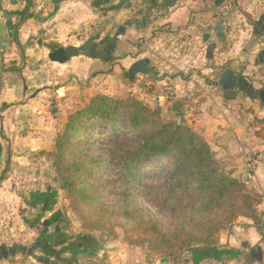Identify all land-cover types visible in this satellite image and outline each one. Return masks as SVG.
<instances>
[{
  "label": "crops",
  "instance_id": "obj_1",
  "mask_svg": "<svg viewBox=\"0 0 264 264\" xmlns=\"http://www.w3.org/2000/svg\"><path fill=\"white\" fill-rule=\"evenodd\" d=\"M148 4L147 0H0V264L14 257L21 258L20 264H264V163L251 178L261 195L259 225L239 221L213 244L153 260L119 241L88 234L71 239L59 215L52 207L45 208L47 194L39 182L32 186L28 182L30 177L40 178L32 173L36 164L31 161L53 152L69 116L97 94L121 98L133 90L152 108L169 111L172 102L165 100L173 91L174 103L182 108L175 118L210 144L221 170L235 179L245 174L241 149L264 150V73L259 71L264 65V15L248 20L252 35L247 29L236 37L222 26L219 33L217 22L204 43V31L210 26L199 33L201 18L214 19L208 2L166 0L162 7L173 12L164 18H155L156 10L147 9ZM99 15L111 22L108 34L71 44L81 27ZM193 19L196 23L188 28ZM163 26L172 35L194 36L200 45L192 55L190 47L179 49L175 38V52L183 51L188 60L182 67L174 61L169 66L177 71L165 75L153 66L163 63L159 55H129L138 43L155 41L152 36L166 31ZM113 56L122 57L111 63ZM139 61H145L144 71L138 67L131 79L129 71ZM109 64L114 65L110 70L115 76L102 74ZM124 73L129 86L120 78ZM147 76L154 77V83L146 82L153 84L150 92L139 84ZM68 77L71 83L66 86ZM77 83L83 84V91H73Z\"/></svg>",
  "mask_w": 264,
  "mask_h": 264
},
{
  "label": "trees",
  "instance_id": "obj_2",
  "mask_svg": "<svg viewBox=\"0 0 264 264\" xmlns=\"http://www.w3.org/2000/svg\"><path fill=\"white\" fill-rule=\"evenodd\" d=\"M146 86L149 92L153 89L151 83ZM105 127L112 136L96 142L95 130ZM56 149V170L74 207L87 212L92 229L100 230L120 216L144 232L151 248L175 256L187 245L193 249L214 243L225 222L256 219L245 184L220 172L210 144L192 126L163 118L161 111L143 100L93 97L69 116ZM91 151L93 157L88 154ZM149 166H157L154 172L162 180L158 192L163 202L171 207L172 202L185 204L187 220L176 231L164 230L135 202L134 189L143 188L142 178L148 175L142 168ZM104 174L117 179L108 193L117 202L103 203L104 198L94 191L93 183ZM220 211L225 218L221 219Z\"/></svg>",
  "mask_w": 264,
  "mask_h": 264
},
{
  "label": "rangeland",
  "instance_id": "obj_3",
  "mask_svg": "<svg viewBox=\"0 0 264 264\" xmlns=\"http://www.w3.org/2000/svg\"><path fill=\"white\" fill-rule=\"evenodd\" d=\"M94 1H99V0H94ZM157 1L158 0H156V4H153L151 0H147L149 4L145 6L149 10L150 9L156 10L155 16H154L155 18L157 17L164 18L166 15H169L171 12H173L172 8L168 9L169 7H162V5L163 6L167 5L165 4L166 0H161V3L159 1L157 3ZM212 1L213 0H196V2H200V3L203 2L205 5L208 2L211 7L210 8L211 15L213 14L212 16L214 18L212 21H209L211 17L208 18V21L201 18L203 21L202 23L199 24L200 26L199 31H198L199 33L202 32L205 26H210V27L212 26L214 29L216 23L219 22L221 19H223L224 23L222 25V28L227 29L228 33H231V34L233 33L235 34L234 36L238 37L240 34H242V32H245L248 29L249 35H252L253 32L250 27L251 26L250 22L251 21L254 22L256 18L264 15V0H225V2L219 7H215ZM179 6H180V3H179ZM102 16L103 15H99L96 18L92 17L91 20L88 22V24L82 26L81 27L82 29L79 31V33L76 36V41L71 44L78 45V44L89 41L91 38L98 39L99 37L101 38L104 35H107L108 34L107 29L109 28V24H111V22L107 19H104ZM249 19L251 20L250 22L248 21ZM196 21L197 19H193L189 21L187 24L188 28L194 25ZM166 27L167 26H163V30H166L167 29ZM213 34L216 35L215 30H213ZM152 37L153 39H156V40L154 41L151 38L152 42H150V44L138 43L137 47L139 48H137V50L135 51H132V53L129 55L137 57L143 53L144 56H146L147 58L153 57L152 56L153 53L159 55V59L163 60L162 61L163 63L161 64L158 62L156 64L153 63V66H154V69L158 70L163 75L166 74V71L172 70L174 71L173 73L177 71V69H174L172 65L169 66L174 61H176L178 67L184 66L188 58L185 59L182 53L184 50L189 51V48L187 47H190V51L192 52L191 53L192 55H194L193 51L195 50V47L200 48L199 40H196L194 36H191L190 34H183V33L181 35L180 34L172 35L170 28H168V30L158 35L154 33ZM186 37H188V39ZM175 38L178 39L177 42H178L179 49L182 48L183 51L179 50L178 52H175L174 48L177 47V45H175L176 44ZM261 42L264 47V36L262 37ZM56 48L58 47L57 46L54 47V49ZM133 53H136V54H133ZM175 54L177 55V57L174 56ZM115 55H117V52L115 53ZM180 55L182 56L180 57ZM120 57L113 56L111 63H114V61H117V62L120 61L121 59ZM113 66L114 65L111 66L110 64L105 65L104 67L107 70L103 71L102 74H105V75L111 74L112 76H115V73H113L112 69L110 70V68ZM227 66H229V63L225 65L223 69H225ZM259 71L261 73H264V65ZM221 72H222L221 70H218V76H217L218 79H220ZM120 76H121L120 78L122 79V81H124L126 86H129L130 81L128 79L127 73H124ZM152 78L154 77L147 76L146 77L147 80H144L142 83L139 82L140 86L143 89L145 88L144 91H146V87H147L146 82L154 83V80ZM69 79L70 77L66 78L63 84L66 86H69V83H71ZM101 83L102 82H100V84ZM76 85L78 88H76V90H73V91H80V92L83 91L82 90L83 84L82 86L80 83H77ZM262 87H264V85H262ZM130 88H132V86ZM70 92L73 95L74 92L69 90V94ZM125 94L126 95H123V97L121 98H116L112 96H109V97H112L117 100H124L129 97H134V98L142 100L141 95L139 93L135 94L133 90H131L130 92H126ZM97 95H103V94H97ZM63 98H65V96H63ZM165 101L166 103H169V102H172V103H171L169 111H161L163 118L170 120V121L184 122L180 119L178 120L177 118H175V113L182 111V108L177 107L176 104L174 103L175 96L172 99H166ZM172 110L174 112H172ZM64 130L65 128L63 129V132ZM94 135L97 137V140H96L97 142L103 138L112 136V133L109 127H105V128H100V129L95 130ZM56 143H57V139L55 141L53 152L46 153V155H44L45 157H43V160L38 159L37 161L36 160L31 161L32 164H36V167L32 173L38 174V176L40 177L38 178L40 180L39 179L37 180V176H36V177H30L28 182L31 184L30 186H32V184L36 183L37 181L39 182V184L41 185L40 187H42L43 189V193L47 194V198L45 201V208L52 207V210H54L53 213L56 212V214L59 215L58 220L59 219L62 220L61 226L64 227V230L67 229L69 231L71 239L75 238L76 236L84 237L88 234V235H94L102 241H105V239L106 241H110V242L119 241L120 244H125L127 247H133V248L138 249L140 253L143 252L145 255H148L147 257L149 259H152V260L159 258V257H163V258L176 257V256L182 255L183 253L191 250V247L187 245L185 246L183 251L177 253V255L175 256H170L167 253L155 250L151 248L150 243L148 242L149 238L144 234V232L137 231L136 230L137 228L135 224H133L132 221H129L120 216L111 218L110 221L106 223L104 228L100 230L92 229L90 227L91 226L90 221L85 217L87 212L82 209L77 210L74 207L72 203V199H71V194L67 190V185L64 183L63 179L61 178V176H59L56 170V167H55L56 166L55 155L57 153ZM91 143L94 144L95 141L91 140ZM88 154H90V157L94 156L92 155L93 154L92 151L88 152ZM81 156L82 155H80V158ZM95 156H98V154H96ZM156 167L157 166H149V167L142 168L143 171L144 170L148 171L147 173L148 175H144L142 178L141 184L144 187L140 189L139 188L134 189V199H135V202L138 208L141 209L144 212V214L147 215L155 223L160 224L164 230L176 231L180 229L184 220H187L184 214L188 212L184 208L185 204H182L180 207V205H178L177 202H172V203H175V205L171 207L169 204L163 202L158 192L162 184V180L160 179L159 176L155 175L156 173L154 171H156L157 169ZM104 168L105 170L109 169L107 165H105ZM219 169L221 173L225 174V172L221 170L220 165H219ZM244 175L242 176L241 179H237V180H240L243 184H245L247 194L252 199L254 207H256V219L253 220L252 218L239 217L235 219L232 223L225 222L224 229L215 236L214 242H216L219 239L221 234H225L229 231L231 232L235 224L239 221L252 220L255 224H258V225L261 223L260 213H259V210L257 209V205L261 201V195L256 192L251 181L249 183L244 182L243 180ZM115 181H117V179L114 178L113 176L104 174L100 176L99 179L93 183L94 191L104 198L102 200L103 203L118 201V199H116L114 196L108 194L111 185H113ZM149 189L151 190L149 191ZM51 190L54 192L51 193ZM27 197H30V196L28 195ZM28 211L30 212L31 210H28ZM220 217L221 219H223L226 217V214L221 212ZM55 220H57L56 217H55ZM27 245H29V243ZM73 245L74 244H70V246H73ZM207 245H210V244H207ZM207 245H196L193 247L207 246ZM35 246H37V248L39 247L38 244H36ZM19 262H21V258L17 259L14 257V258H10L9 261L6 262L5 264H17Z\"/></svg>",
  "mask_w": 264,
  "mask_h": 264
},
{
  "label": "built area",
  "instance_id": "obj_4",
  "mask_svg": "<svg viewBox=\"0 0 264 264\" xmlns=\"http://www.w3.org/2000/svg\"><path fill=\"white\" fill-rule=\"evenodd\" d=\"M174 95L173 91H169L166 99H172ZM241 152L245 154V173L250 174L251 177H253L256 174L258 167L264 163V150H245L243 148L241 149Z\"/></svg>",
  "mask_w": 264,
  "mask_h": 264
},
{
  "label": "water",
  "instance_id": "obj_5",
  "mask_svg": "<svg viewBox=\"0 0 264 264\" xmlns=\"http://www.w3.org/2000/svg\"><path fill=\"white\" fill-rule=\"evenodd\" d=\"M225 2V0H216L215 1V6L216 7H219L221 6L223 3ZM224 23V20H220L217 24L218 26V32L221 33L222 32V29H221V26L223 25ZM212 31V27H208L207 29H205L204 31V38H203V41L204 43H208L209 39H210V33ZM261 33V32H260ZM211 49H213L211 47ZM61 50L57 51L56 53H54L53 55V59H55L57 56H59ZM145 64V61H139L138 63H136L134 65V67L129 71V75H130V78L133 79V76L134 74L136 73V71L138 70V67H139V71H144V69L142 68V65ZM251 175L250 174H245L244 177H243V180L244 182L246 183H249L251 181Z\"/></svg>",
  "mask_w": 264,
  "mask_h": 264
}]
</instances>
